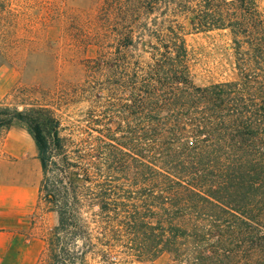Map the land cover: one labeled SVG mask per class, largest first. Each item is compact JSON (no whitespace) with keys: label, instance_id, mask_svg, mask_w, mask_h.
Segmentation results:
<instances>
[{"label":"trees","instance_id":"1","mask_svg":"<svg viewBox=\"0 0 264 264\" xmlns=\"http://www.w3.org/2000/svg\"><path fill=\"white\" fill-rule=\"evenodd\" d=\"M163 1L103 0L97 35L86 39L100 51L87 71L107 76L94 90L114 103L83 118L79 141L54 105L0 103V139L26 129L41 201L57 214L45 239L49 264L164 253L173 264H264V15L257 0L176 5L190 32L231 35L236 78L197 86L187 27L165 19ZM154 13L163 20L141 21Z\"/></svg>","mask_w":264,"mask_h":264},{"label":"rangeland","instance_id":"2","mask_svg":"<svg viewBox=\"0 0 264 264\" xmlns=\"http://www.w3.org/2000/svg\"><path fill=\"white\" fill-rule=\"evenodd\" d=\"M179 2L185 3L184 0L166 3L171 10L165 19H177L187 27L185 38L191 53L194 83L207 86L235 79L230 33L190 32L187 17L175 13ZM102 3L103 0H0V103L19 109L32 104L54 105L56 117L68 127L66 134L72 132L73 138L79 141L82 136L76 126L84 128L83 118L93 110L94 115L103 114L114 103L109 93L103 92L99 97L94 90L109 82L107 76L97 74L91 79L87 71L88 61L95 59L100 51L98 45L87 44L86 39L97 35L95 28ZM256 3L264 15V0ZM160 9L164 10L162 6ZM155 17L158 15L150 14L141 21L150 23ZM161 20L158 18V22ZM89 83L94 84L93 91L86 93L83 86ZM40 211L44 218L39 233L46 239L58 218L43 201ZM38 264H49L47 253ZM85 264L106 263L88 254ZM128 264H173V259L164 253L155 260Z\"/></svg>","mask_w":264,"mask_h":264},{"label":"crops","instance_id":"3","mask_svg":"<svg viewBox=\"0 0 264 264\" xmlns=\"http://www.w3.org/2000/svg\"><path fill=\"white\" fill-rule=\"evenodd\" d=\"M42 168L32 137L12 127L0 139V264H38Z\"/></svg>","mask_w":264,"mask_h":264}]
</instances>
